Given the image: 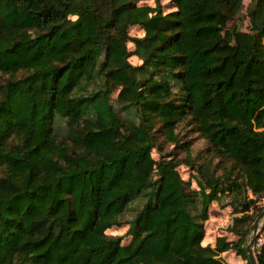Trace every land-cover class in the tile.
Listing matches in <instances>:
<instances>
[{"label":"trees","instance_id":"1","mask_svg":"<svg viewBox=\"0 0 264 264\" xmlns=\"http://www.w3.org/2000/svg\"><path fill=\"white\" fill-rule=\"evenodd\" d=\"M140 1L0 0V264H250L264 0ZM217 207L237 239L206 241Z\"/></svg>","mask_w":264,"mask_h":264},{"label":"rangeland","instance_id":"2","mask_svg":"<svg viewBox=\"0 0 264 264\" xmlns=\"http://www.w3.org/2000/svg\"><path fill=\"white\" fill-rule=\"evenodd\" d=\"M162 4H163V9L165 11L171 10L172 9V4H171V0H161ZM250 0H245L244 4L242 5V8L240 9L238 15L240 17L245 15V10H246V6L249 4ZM141 4H147V5H154V1L153 0H141L139 2V5ZM240 26L243 27L244 23L239 22ZM128 32L130 33L131 36H141L143 34V28L141 25L136 24V25H131L128 28ZM128 47L130 50L133 49V43H128ZM129 60L133 63V64H137L138 63V58L136 56H131L129 58ZM178 135H184L186 134L187 128L183 125V123H181L179 125V127H177V129L175 130ZM195 133H190V137H195ZM161 140V137L158 136V141ZM194 146L192 147V149L197 150L203 143V140L200 139H194ZM170 149V145H167L166 151ZM153 155L154 157H158L159 156V152H157L156 150L153 151ZM179 171L182 175V177L186 180H191L192 181V186L197 187L196 183H195V177H196V173L194 170L190 169L189 167L185 166V165H181L179 167ZM248 195L250 198H253L254 196L251 194L250 191H248ZM257 204L259 206H263L264 207V197L259 198L257 201H255L254 203L252 202L251 204H249V214H253L255 215L254 217V221L255 218L258 216V214L260 212H257V210L253 208V206ZM238 206L242 207L244 206V204H241L238 202ZM227 209L225 210H220L219 207H217L216 209H214L213 215L210 218V220H208V225H207V235H206V241H210L211 243L214 242V239L216 236H219L221 234L226 235V237H228L229 239H237L238 237L235 235H231L230 233L227 232V225L229 223H231L232 219L235 217V213L232 212V208L230 207H226ZM240 214V213H238ZM237 214V215H238ZM241 215V214H240ZM254 221L252 222V227L250 229V233L247 236V240H246V244L250 241L251 238V232L253 230L254 227ZM126 230V227H119V228H112L110 230H108L110 233H123ZM262 234H261V230H260V234L259 237L256 241V245H255V253H256V249L257 247H259V245L262 243ZM259 238H261V240H259ZM246 246V245H245ZM222 259L226 262V264H243L244 262H246L245 259H242L239 255H237L235 253L234 250H230L229 252H224L222 253Z\"/></svg>","mask_w":264,"mask_h":264},{"label":"water","instance_id":"3","mask_svg":"<svg viewBox=\"0 0 264 264\" xmlns=\"http://www.w3.org/2000/svg\"><path fill=\"white\" fill-rule=\"evenodd\" d=\"M263 220H264V207L260 211L258 216L255 218L254 227L251 232L250 241L245 246L246 254H247L250 264H259L256 258L255 245H256V241L260 234L261 225L263 223Z\"/></svg>","mask_w":264,"mask_h":264},{"label":"crops","instance_id":"4","mask_svg":"<svg viewBox=\"0 0 264 264\" xmlns=\"http://www.w3.org/2000/svg\"><path fill=\"white\" fill-rule=\"evenodd\" d=\"M245 0L243 1V4H244Z\"/></svg>","mask_w":264,"mask_h":264},{"label":"built area","instance_id":"5","mask_svg":"<svg viewBox=\"0 0 264 264\" xmlns=\"http://www.w3.org/2000/svg\"><path fill=\"white\" fill-rule=\"evenodd\" d=\"M259 240H261V238H259Z\"/></svg>","mask_w":264,"mask_h":264}]
</instances>
